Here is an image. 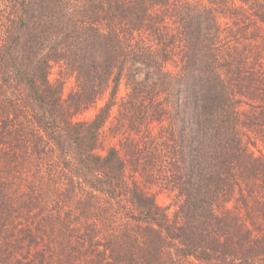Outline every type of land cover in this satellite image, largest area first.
Returning <instances> with one entry per match:
<instances>
[{"label":"trees","instance_id":"trees-1","mask_svg":"<svg viewBox=\"0 0 264 264\" xmlns=\"http://www.w3.org/2000/svg\"><path fill=\"white\" fill-rule=\"evenodd\" d=\"M78 1L93 12L75 21L67 0H0V169L10 173L32 162L41 175L45 167L79 171L81 192L95 201V218L107 213L110 222L130 221L139 214L176 240L182 256L229 259L235 233L263 235L256 221L234 229L233 209L225 204L235 195L253 199L255 192L245 196L241 186L264 177L263 169H251L264 165L245 156L237 132L242 104L264 112V0ZM58 63L75 78L67 101L63 84L50 80ZM123 83L128 95L118 108L124 136L138 137L144 125L157 123L159 147L133 146L124 155L105 147L103 128ZM107 95L91 121L74 122ZM144 155L159 165L156 181L176 182L188 216L203 221L202 229L198 223L171 225L153 197L128 179V163L140 165ZM45 157L54 159L44 164ZM100 227L90 218L86 234L101 240ZM206 235L198 256L197 241ZM103 236L113 252L114 233ZM77 256L71 258L81 264Z\"/></svg>","mask_w":264,"mask_h":264},{"label":"rangeland","instance_id":"rangeland-1","mask_svg":"<svg viewBox=\"0 0 264 264\" xmlns=\"http://www.w3.org/2000/svg\"><path fill=\"white\" fill-rule=\"evenodd\" d=\"M67 1L73 16L75 15L72 18L75 21H79L84 12H93L91 6L81 8L78 0ZM71 23L70 21L68 24ZM221 23L224 25L226 21L221 20ZM50 80L63 84V99L67 101L74 92L76 83L75 78L67 74L62 63L53 64ZM127 95L128 90L123 83L119 89L118 105L103 128L105 147L123 149L122 155L128 154L127 150L133 146L141 145L142 151L149 149L151 142L153 146L159 147L161 127L157 123H153L150 129L144 125L145 128L138 137L124 136L119 123L118 106ZM107 98L108 95L92 108L76 114L74 122L91 121L105 105ZM239 111L243 112V116L237 132L247 150L245 156L264 165V112L252 109L246 104H242ZM53 159L45 157L43 163ZM144 159L140 165L128 163V179L137 180L136 187L147 196L153 197L168 216L171 225L186 227L189 222L192 227L198 223L202 229L205 226L203 221L196 222L190 218V214L188 216V202L182 196L180 188L174 185L176 182L169 183L161 179L156 181L154 178L161 174L157 172H160V168L156 159L145 155ZM260 168L264 170L261 164L256 163L251 169ZM20 169L22 170H12L10 173L0 169V264H75L71 255H78L81 264H264V177L257 179L258 181L252 180L253 183L248 184L249 186H241L245 196L246 192L249 195L255 192L253 199L246 202L239 195H235L232 201L225 204L233 209L234 215L229 219V224L235 226L234 229H245L256 221L263 235L233 232L235 242L232 244L235 245L230 248L233 255L224 259L221 255L209 253L211 259L204 261L203 254L199 259L182 256L181 245L176 240L166 238L156 223L143 221L139 214H136L137 220L126 221L123 216L115 222H110L107 213L97 214V218L92 216L91 206L95 201L88 200L89 192H81L78 184L80 177H77L79 171H74L72 175L68 172L62 173L61 170L48 172L50 168L45 167L46 173L41 175L32 162H24ZM149 174H153L150 175L152 177ZM238 191L239 188H236L235 192ZM223 206L218 207L220 214ZM114 210L122 211L117 205H114ZM90 218L101 221V240L96 235L90 237L86 234L85 223ZM104 219H108L109 223L104 222ZM219 226L223 231H229L223 223ZM110 230L115 238L113 252L110 249L107 251L103 236ZM254 237L256 238L253 241ZM148 238L150 243L142 244ZM205 240H209L207 235L197 242L200 245ZM149 245L153 248H149ZM209 250L213 252L212 247ZM196 251L200 256L201 245Z\"/></svg>","mask_w":264,"mask_h":264}]
</instances>
